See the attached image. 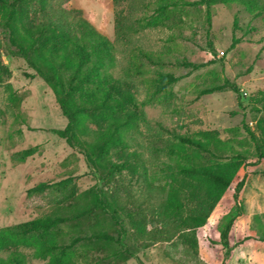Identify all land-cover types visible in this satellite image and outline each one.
I'll use <instances>...</instances> for the list:
<instances>
[{"label": "rangeland", "instance_id": "obj_1", "mask_svg": "<svg viewBox=\"0 0 264 264\" xmlns=\"http://www.w3.org/2000/svg\"><path fill=\"white\" fill-rule=\"evenodd\" d=\"M38 1L27 0L28 8L38 7ZM185 1L191 0L62 4L79 9L113 44L114 65L109 71L137 104L134 122L121 132L123 147L111 149L107 156L115 163L128 161L129 168L120 173L110 172L106 160L99 167L90 165L81 150L55 134L68 122L56 94L10 44L0 20V228L34 219L60 221L0 250V264H11L7 259L15 252L22 255L23 264H48L60 249L68 264L222 263L221 232L236 211L233 190L243 165L207 214L206 223L191 229L177 218H185L196 206L191 191L197 190L179 167L238 159L243 164L264 154V21L235 3L206 9L186 6ZM162 5L167 6L161 10ZM120 7L130 26L117 38L115 10ZM163 74L179 80L162 87ZM228 83L237 91L224 86L201 92ZM80 120L87 133L78 138L94 144L99 127L88 113H81ZM182 138L201 141L205 150L184 144ZM29 148L33 152L23 157L21 152ZM247 171L239 194L243 214L228 231L233 251L223 264H264V159ZM124 187L135 200L149 205L145 231L163 227L170 233L183 232L195 239L196 246L179 236L151 242L143 233L145 238L140 239L126 215L134 208L124 203ZM171 187L180 191L183 206L166 216L163 207ZM244 237L249 238L242 241ZM51 244L57 248L44 258L34 255L40 246Z\"/></svg>", "mask_w": 264, "mask_h": 264}, {"label": "trees", "instance_id": "obj_2", "mask_svg": "<svg viewBox=\"0 0 264 264\" xmlns=\"http://www.w3.org/2000/svg\"><path fill=\"white\" fill-rule=\"evenodd\" d=\"M26 1L0 0V20L8 32L10 44L17 48L28 65L56 94V101L68 122L63 129L54 130L55 134L63 138L69 146L81 150L90 165L99 167L101 161L106 160L104 164L109 167L110 172L120 173L122 169H128L129 164L126 159L119 163L107 159L111 149L123 147L125 141L121 137V132L134 122L137 107L132 95L125 89L122 82L114 79L109 71L114 65L113 44L81 16L79 9L62 7V4L68 0H55L53 3H48V0H39L38 7L32 9L28 8ZM231 3L241 6L251 13L253 18H261L264 21L263 0H191L183 2L186 6H204L206 9L215 4ZM166 6L162 5L161 10ZM129 26L130 23L127 21L124 10L121 7L117 8L115 10L117 38ZM233 26H236L235 20ZM159 80L162 87H165L178 81L179 77L163 74L160 75ZM224 86L237 91L235 85L228 83V85L215 86L201 92L211 93L221 90ZM108 112L109 115H107ZM81 113H88L99 127L95 135L96 141L92 145L78 138V134L87 133L86 127L81 124ZM140 113L142 115V112ZM246 130L248 131L247 128ZM182 141L192 148L205 150L204 143L199 140L182 138ZM33 150V148L25 149L21 154L25 157L30 155ZM88 152L93 155H88ZM263 159L264 154L259 153L256 159L244 161L243 164H241V159H238L223 164L182 165L179 167L180 173L193 182V190H197L196 194L191 191V199L196 200V206L185 218H177L186 229H191L201 227L206 223L207 214L220 200L225 190L230 187L233 177L243 165V175L233 190L236 211L224 223L221 232L225 247V255L221 264L232 255L233 245H229L226 238L229 229L243 214V204L239 194L249 175L247 168L258 165ZM124 190L126 199L124 203L134 208L133 213L127 211L126 215L136 228L140 239L145 238L142 236L143 233L151 242L169 241L173 237L179 236L191 247L196 246L195 239L185 237L183 232L175 234L173 230V233H170L163 227L145 231L147 210L149 211L148 203L144 200L145 205H143V201L134 199L133 192L129 188L124 187ZM98 204L108 210V205L101 199H98ZM182 206L180 191L171 187L163 207L164 215L171 216ZM59 222L57 219H34L15 227L0 228V250L11 245H18L22 241L21 236L33 232L41 234ZM175 226V224L170 225V230ZM16 227H19L18 232L14 231ZM248 238L244 237L242 241ZM56 248L52 244L45 247L40 246L35 250L34 255L44 258ZM7 260L11 264H23L22 255L18 252L11 254ZM68 263L70 260L62 249L58 253L52 254L48 261V264Z\"/></svg>", "mask_w": 264, "mask_h": 264}]
</instances>
